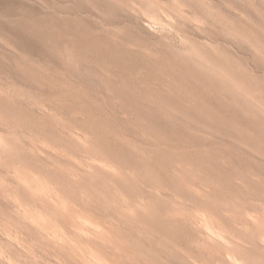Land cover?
Wrapping results in <instances>:
<instances>
[{
  "label": "rangeland",
  "instance_id": "rangeland-1",
  "mask_svg": "<svg viewBox=\"0 0 264 264\" xmlns=\"http://www.w3.org/2000/svg\"><path fill=\"white\" fill-rule=\"evenodd\" d=\"M261 235L264 0H0V264H264Z\"/></svg>",
  "mask_w": 264,
  "mask_h": 264
},
{
  "label": "bare ground",
  "instance_id": "bare-ground-1",
  "mask_svg": "<svg viewBox=\"0 0 264 264\" xmlns=\"http://www.w3.org/2000/svg\"><path fill=\"white\" fill-rule=\"evenodd\" d=\"M151 19H153L154 21H155V19L154 18H151ZM153 20H151V22H153ZM150 21V20H149ZM156 23V22H155ZM159 23V22H158ZM33 179V178H32ZM31 179V180H32ZM33 181V180H32ZM30 183V182H29ZM40 183V182H39ZM204 221V220H203ZM203 224V223H202ZM205 229V228H204ZM58 231V230H57ZM207 231V232H206ZM206 233H208V234H211L212 236H213V238H216V239H219V235H218V233H216V231H213V228H211V227H209V226H206ZM211 236V237H212ZM261 236H263L264 237V235H261ZM261 236H260V239H262V240H264L263 238H261ZM220 239H221V237H220ZM261 240V241H262ZM219 241V240H218ZM263 242V241H262ZM231 257V256H230ZM228 258V257H227ZM232 260V259H231ZM94 261H96V262H94ZM235 261V260H234ZM237 261V260H236ZM258 261V260H257ZM93 262L96 264H98V263H100V260L99 259H97V258H94V260H93ZM254 262H256V261H254ZM253 262V263H254ZM235 264H237V262H234ZM259 263H261L260 261H259ZM258 263V264H259ZM242 264V263H241ZM244 264V263H243Z\"/></svg>",
  "mask_w": 264,
  "mask_h": 264
}]
</instances>
